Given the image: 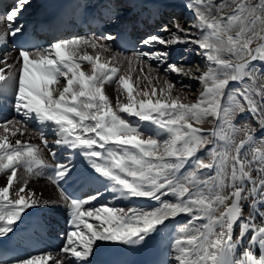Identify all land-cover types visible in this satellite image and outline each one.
Wrapping results in <instances>:
<instances>
[{
  "label": "snow or ice",
  "instance_id": "6c2138e0",
  "mask_svg": "<svg viewBox=\"0 0 264 264\" xmlns=\"http://www.w3.org/2000/svg\"><path fill=\"white\" fill-rule=\"evenodd\" d=\"M30 3L0 12V264H111L101 245L163 240L152 264H264V0H185L187 25L82 0L89 30L43 42L19 22ZM177 45L205 63L170 62ZM134 198L151 207L118 203ZM38 209L65 213L61 244L8 255L47 232Z\"/></svg>",
  "mask_w": 264,
  "mask_h": 264
},
{
  "label": "bare ground",
  "instance_id": "6f19581e",
  "mask_svg": "<svg viewBox=\"0 0 264 264\" xmlns=\"http://www.w3.org/2000/svg\"><path fill=\"white\" fill-rule=\"evenodd\" d=\"M35 1H38V0H31V3L26 7V9L24 11L28 10V14L32 15V13L38 9L37 2H35ZM146 1L149 2V5L144 6L143 10L141 11V13L143 11H145V10L153 9V8L154 9L155 8H161V9H164V10L167 9V8H173V10L182 9V13H183V15L181 13V22L182 23L184 21H186L184 18L187 17V16H189L190 18H194L193 12L190 11L185 6V0H140V4H142V3L146 2ZM217 2H219V0H217ZM173 10H167V13L164 12V14H165L164 22H167L170 18H173L174 15L178 14L177 11H173ZM19 22L20 23H24L25 26L27 25L25 23V18L23 17V13L20 16ZM190 23L191 22L189 21V24ZM155 30H156L155 28L148 27V28L144 29V32H142V35L144 33H146V32H153ZM160 34L161 35H167L166 33H160ZM156 47L163 49V46H160V45H157ZM186 47L187 46H184V45H177L176 47L171 48V50H170V62L180 61L181 58H183V62L184 63L201 64L202 62H205L203 58H201L200 56H198L196 54L195 50L189 49L188 51H185ZM0 55H2V53H0ZM90 55H92V54H90ZM135 75L136 74L133 72V77H135ZM173 76H175V75H173ZM195 82L196 81H193V83H195ZM105 87H106V91L112 97H114L115 96V93L113 92V87L114 86L106 85ZM183 96H185V95H183ZM35 126H36V124H34V123L30 125V127H35ZM49 131H50V129H46V134ZM26 138L29 139L30 142H32L33 140L38 139V136L36 134H32L31 136H29L28 133H26L25 137H21V139H26ZM51 139H53V137H51ZM58 151H60V150H58ZM44 158L49 163L52 162V160L49 159L50 155H49V153L47 151L44 152ZM30 184H31V187L35 191H37L38 193H42V198H44V199H50V198L54 199V198L58 197V195H59L58 190L55 188V186L52 185L51 182L48 181L44 177L33 178L30 181ZM118 203L120 204V206H129L130 204L136 205V203L134 202V199L132 201H130V202L129 201H120ZM138 206H141V205L139 204ZM143 207L150 208L151 205H147V206L144 205ZM36 215H38L41 219L46 221L47 229L52 231L53 233L58 234V236L60 238V243L59 244L50 243L47 246V248H45V249L51 250L55 246L60 245L61 244V240H62V237L60 236V233L62 231L61 230V217H63L65 215V213L62 210H60V209H57V210H54V211L53 210H46V209H38L37 212H36ZM5 242H7V241H5ZM166 243H167V241H166ZM28 253H34V252H29L27 250H25L24 252H20L21 255H27Z\"/></svg>",
  "mask_w": 264,
  "mask_h": 264
},
{
  "label": "rangeland",
  "instance_id": "374dc122",
  "mask_svg": "<svg viewBox=\"0 0 264 264\" xmlns=\"http://www.w3.org/2000/svg\"><path fill=\"white\" fill-rule=\"evenodd\" d=\"M182 15H183V13H182ZM175 18H178L180 21H181V12H180V15L179 14H177L176 16H175ZM186 21H184L183 23L185 24V25H187V24H189V21L190 22H193V20H194V18H187V17H185L184 18ZM169 51L171 50V49H168ZM82 52H83V50H81V54H82ZM88 53L89 54H94V51L92 50V49H88ZM205 62H202L201 63V65H203ZM136 75L138 74V68H137V71L136 72H134ZM155 73H153V75H154ZM172 76V77H171ZM169 78H171V79H173V80H176L177 79V77L176 76H173V75H171ZM166 77L163 75V72H162V70H161V80H163V79H165ZM144 83H146V81L144 82ZM184 83L185 84H190L191 85V89H192V91L191 92H187V91H185V92H183V93H180V94H182V96L183 95H185L184 97H188V102H190V101H192V100H195L196 99V97H197V95H198V92H199V90H200V85L197 83V82H195V83H193V81H191V80H185L184 81ZM177 91H179V89H177ZM190 99V100H189ZM131 119H133V120H135V118H131Z\"/></svg>",
  "mask_w": 264,
  "mask_h": 264
}]
</instances>
